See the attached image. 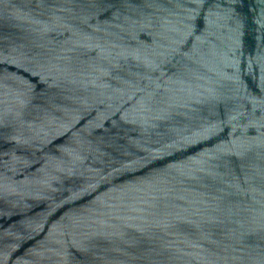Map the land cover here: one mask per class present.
Listing matches in <instances>:
<instances>
[{
	"label": "water",
	"instance_id": "1",
	"mask_svg": "<svg viewBox=\"0 0 264 264\" xmlns=\"http://www.w3.org/2000/svg\"><path fill=\"white\" fill-rule=\"evenodd\" d=\"M0 264H264V0H0Z\"/></svg>",
	"mask_w": 264,
	"mask_h": 264
}]
</instances>
